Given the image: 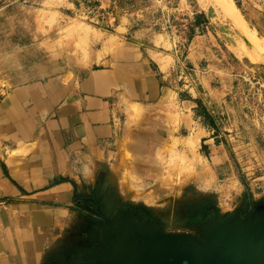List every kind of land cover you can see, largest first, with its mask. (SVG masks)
Listing matches in <instances>:
<instances>
[{
	"label": "rangeland",
	"instance_id": "1",
	"mask_svg": "<svg viewBox=\"0 0 264 264\" xmlns=\"http://www.w3.org/2000/svg\"><path fill=\"white\" fill-rule=\"evenodd\" d=\"M121 39L158 50L181 93L192 91L195 124L212 128L171 127L176 136L154 154L158 175L144 189L151 204L102 195V210L110 203L138 222L201 237L214 217L263 216L264 0H0V98L29 81L79 73ZM168 112L179 123V105ZM86 212L83 253L104 229Z\"/></svg>",
	"mask_w": 264,
	"mask_h": 264
},
{
	"label": "crops",
	"instance_id": "2",
	"mask_svg": "<svg viewBox=\"0 0 264 264\" xmlns=\"http://www.w3.org/2000/svg\"><path fill=\"white\" fill-rule=\"evenodd\" d=\"M159 55L121 39L79 73L0 98V264H80L86 197L151 204L144 189L158 175L154 154L176 136L171 127L210 132ZM177 105L179 123L168 112Z\"/></svg>",
	"mask_w": 264,
	"mask_h": 264
},
{
	"label": "water",
	"instance_id": "3",
	"mask_svg": "<svg viewBox=\"0 0 264 264\" xmlns=\"http://www.w3.org/2000/svg\"><path fill=\"white\" fill-rule=\"evenodd\" d=\"M86 199L96 207L89 216L113 239L102 256L103 264H264V215L246 220L237 214L214 217L202 222L205 236L201 237L138 222L123 208L117 218L112 215L115 205L107 203L102 210V196Z\"/></svg>",
	"mask_w": 264,
	"mask_h": 264
},
{
	"label": "flooded vegetation",
	"instance_id": "4",
	"mask_svg": "<svg viewBox=\"0 0 264 264\" xmlns=\"http://www.w3.org/2000/svg\"><path fill=\"white\" fill-rule=\"evenodd\" d=\"M118 210V208H115L113 212L117 218H120L119 215H117ZM96 234L98 235H91L90 238L87 240L88 243L85 244L86 247L84 249L83 255L84 258H87L88 260H84L82 264H89L90 262H96V264H103L101 260L102 256L113 243V239L110 238L111 235H103L104 229L98 228Z\"/></svg>",
	"mask_w": 264,
	"mask_h": 264
},
{
	"label": "bare ground",
	"instance_id": "5",
	"mask_svg": "<svg viewBox=\"0 0 264 264\" xmlns=\"http://www.w3.org/2000/svg\"><path fill=\"white\" fill-rule=\"evenodd\" d=\"M157 59V58H156ZM158 59L160 60V62H161V65H162V67L163 68H167V61H165V60H163V58H160V57H158ZM137 103V102H136ZM134 104V103H133ZM133 104H131V105H133ZM139 106V105H138ZM194 146V145H193Z\"/></svg>",
	"mask_w": 264,
	"mask_h": 264
}]
</instances>
